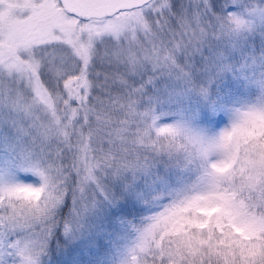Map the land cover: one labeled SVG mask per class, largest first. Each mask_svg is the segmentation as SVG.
<instances>
[{"label": "rangeland", "instance_id": "1", "mask_svg": "<svg viewBox=\"0 0 264 264\" xmlns=\"http://www.w3.org/2000/svg\"><path fill=\"white\" fill-rule=\"evenodd\" d=\"M170 2L174 13L191 10L190 0ZM208 2L254 26L219 40L198 35L202 52L175 61L188 79L168 56L181 42L175 24L130 13L121 25L81 27L49 1L27 17L36 13V24L7 20L14 9L0 16V184L37 186L28 162L42 160L67 193L51 223H40L53 228L40 264H264V0ZM89 30L123 44L113 49L107 86L85 104L83 80L65 60L87 57L80 33ZM53 43L69 51L55 65L49 57L41 78L44 46ZM149 109L161 127L179 124L203 143L155 130L149 137ZM238 116L241 124L213 143ZM15 207L16 215L0 213V231L30 227L32 213L20 201Z\"/></svg>", "mask_w": 264, "mask_h": 264}, {"label": "snow or ice", "instance_id": "2", "mask_svg": "<svg viewBox=\"0 0 264 264\" xmlns=\"http://www.w3.org/2000/svg\"><path fill=\"white\" fill-rule=\"evenodd\" d=\"M59 6L63 7L60 0H57ZM115 7V5H113ZM189 8L185 9L181 13H174L172 11V5L170 0H144L140 4H132L126 7H115V11L100 18H93L88 16L78 15L75 12L66 13V15L74 20L77 25L84 26L87 24L97 25L101 29L108 23L114 25H121L125 23L120 18L122 16L127 17L130 13L138 14L139 16L152 20L153 24L157 27H163L162 21L168 24H175L179 30L180 41L168 51V56L172 58V68L179 74H182V78L188 79L190 77L189 71H183L182 68L176 66L175 61L183 56L187 59L195 52H202L203 39L198 40V35H203L207 38V33L211 31L214 39H224L226 36H230L233 32H242L244 29L251 30L253 23L250 19H245L244 14H233L231 12H225L224 14L215 13L212 11L208 0H197L193 5L191 0ZM261 15H264V5L260 8ZM248 17H254L256 10H246ZM182 16L187 20L186 24H180L177 22V17ZM207 23H204V21ZM131 23V21H127ZM202 29V33L198 32L197 28ZM192 31L189 32L188 29ZM182 29V30H181ZM128 33L125 31L124 36ZM176 33H173V39H175ZM80 41L87 47L88 54L84 59L77 56L70 55L65 60V66H67L70 60L73 64L72 73L82 78L83 86L80 88L81 94L84 96L82 103H87L92 98V93L97 88L106 87L111 73L108 69L112 68V52L113 49L123 44V37H119L117 41L112 40L111 35H105L103 31L92 33L89 31H81ZM103 46L104 55L100 54L101 47ZM51 49V51H49ZM44 51L47 55L44 58L43 66L38 70V75L43 78L46 74V70L50 67L48 61L51 58V64L55 65L57 59L63 58L68 53L66 45L61 43H53L44 46ZM167 60V58H166ZM108 61L107 67L105 62ZM118 63V62H116ZM183 68H189L188 65H184ZM262 74H264V64H261ZM156 69L154 68L153 71ZM237 72H243L244 68L235 69ZM51 75L50 72L47 73ZM152 80L149 79L148 82ZM59 83V81H58ZM79 83V81H78ZM127 87V85H125ZM195 91V89H190ZM130 91H133L130 89ZM139 91V89L135 90ZM134 94V91H133ZM201 95H207L206 90L199 92ZM74 104L75 101H69ZM143 119L150 123L147 124V131L149 137H151L153 130L159 135L164 133L165 136L171 135L174 138L183 135L186 140L192 142L193 140H199L203 143V138L193 137L189 134V131L183 126L176 125H164L161 127L157 124V117L152 109H149L143 113ZM242 122L241 117H237L233 120L232 127L230 129L223 130L218 137L213 138V143L221 145L226 136L230 135ZM32 171L39 177V184L33 185H19V184H0V213L5 215H16L17 209L15 207L16 201H20L25 205L31 215V225L29 228L9 229L7 225L4 226L0 232L4 233L3 237H0V251L5 253L3 258H0V264H40V256L43 254L47 241L53 234L52 227L40 228V223L50 224L51 222L46 219L50 214L52 206L61 202L66 192L56 189L54 178L52 176L51 169L44 165L42 160H35L34 162H28ZM66 171V170H65ZM79 175V171L77 172ZM54 189H56L54 194ZM86 191V190H85ZM84 193H82V196ZM190 198V197H186ZM74 203H77L74 201ZM43 205V207H42ZM7 208V212L4 209ZM38 229V230H37ZM70 230L69 224H64V231L67 233ZM21 232L23 234H21ZM135 252V248L132 250Z\"/></svg>", "mask_w": 264, "mask_h": 264}, {"label": "water", "instance_id": "3", "mask_svg": "<svg viewBox=\"0 0 264 264\" xmlns=\"http://www.w3.org/2000/svg\"><path fill=\"white\" fill-rule=\"evenodd\" d=\"M143 2L144 0H60L66 13L75 12L93 18L108 15L115 11V7H126Z\"/></svg>", "mask_w": 264, "mask_h": 264}, {"label": "flooded vegetation", "instance_id": "4", "mask_svg": "<svg viewBox=\"0 0 264 264\" xmlns=\"http://www.w3.org/2000/svg\"><path fill=\"white\" fill-rule=\"evenodd\" d=\"M47 1L51 2L56 9H59L61 12L66 14L63 8L58 5L57 0H0V16L4 15L5 17H7L8 15H10V9H14L16 10L18 15H10L9 17H7V20H13L17 23L19 21L26 20L29 23L36 24L38 22L36 13L29 18L27 17L30 15V13L35 12V10L38 8L44 9V2Z\"/></svg>", "mask_w": 264, "mask_h": 264}, {"label": "clouds", "instance_id": "5", "mask_svg": "<svg viewBox=\"0 0 264 264\" xmlns=\"http://www.w3.org/2000/svg\"><path fill=\"white\" fill-rule=\"evenodd\" d=\"M156 196H164V201H160L161 203L165 202L168 197L165 195V191L164 190H158L156 193H155ZM5 212H7V208L4 209Z\"/></svg>", "mask_w": 264, "mask_h": 264}]
</instances>
